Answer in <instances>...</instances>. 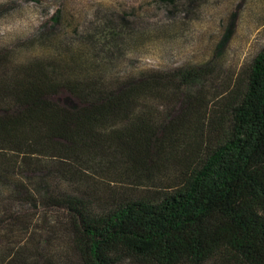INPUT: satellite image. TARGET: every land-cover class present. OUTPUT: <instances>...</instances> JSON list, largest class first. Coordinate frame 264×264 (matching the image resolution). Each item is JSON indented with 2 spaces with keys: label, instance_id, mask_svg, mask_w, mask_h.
<instances>
[{
  "label": "trees",
  "instance_id": "trees-1",
  "mask_svg": "<svg viewBox=\"0 0 264 264\" xmlns=\"http://www.w3.org/2000/svg\"><path fill=\"white\" fill-rule=\"evenodd\" d=\"M128 16L69 28L60 8L32 39L48 52L0 49V264H264V49L220 94L178 95L200 69H126L149 34ZM176 101L202 140L176 138ZM164 159L181 176L162 199L100 205L95 173Z\"/></svg>",
  "mask_w": 264,
  "mask_h": 264
},
{
  "label": "rangeland",
  "instance_id": "rangeland-1",
  "mask_svg": "<svg viewBox=\"0 0 264 264\" xmlns=\"http://www.w3.org/2000/svg\"><path fill=\"white\" fill-rule=\"evenodd\" d=\"M163 5L160 0H0V49L9 50L15 60L48 52L49 44L54 45L51 40L42 46L32 39L43 26L53 23L51 18L55 19L60 8L65 15L63 24L69 28L82 29L100 10L129 14L132 19L137 16L149 34L124 52L122 65L130 71L200 69L194 84L184 86L178 95L187 93L203 100L223 92L264 49V0H176V20L171 15L173 8ZM30 43L34 45L26 48ZM52 99L65 107L79 106L65 90ZM180 109L181 103L176 101L170 116L177 119ZM170 111L162 108L158 121ZM200 116L198 112L195 119L181 115L176 121V138L202 140L207 125ZM156 162L146 170L115 167L107 174L95 173L97 192L101 190L105 201L100 205L110 208L136 198L162 199L178 184L181 169L166 159ZM62 189L73 192L65 186Z\"/></svg>",
  "mask_w": 264,
  "mask_h": 264
}]
</instances>
